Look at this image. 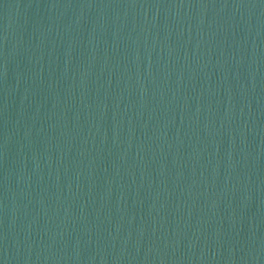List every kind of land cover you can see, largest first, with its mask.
I'll return each instance as SVG.
<instances>
[{
    "label": "water",
    "instance_id": "95a60500",
    "mask_svg": "<svg viewBox=\"0 0 264 264\" xmlns=\"http://www.w3.org/2000/svg\"><path fill=\"white\" fill-rule=\"evenodd\" d=\"M0 264H264V0H0Z\"/></svg>",
    "mask_w": 264,
    "mask_h": 264
}]
</instances>
